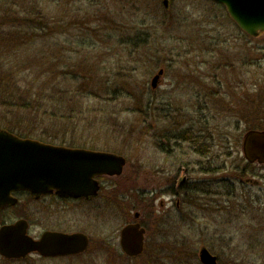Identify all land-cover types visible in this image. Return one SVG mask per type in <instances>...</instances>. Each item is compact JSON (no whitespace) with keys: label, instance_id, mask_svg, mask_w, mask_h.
I'll return each instance as SVG.
<instances>
[{"label":"rangeland","instance_id":"1","mask_svg":"<svg viewBox=\"0 0 264 264\" xmlns=\"http://www.w3.org/2000/svg\"><path fill=\"white\" fill-rule=\"evenodd\" d=\"M19 3L46 14L48 43L39 39L34 45H44L41 60L26 62L21 80L7 74L13 81H7L6 94L14 103L32 96L31 89L44 91L45 104L60 108L62 117L39 113L32 109L34 101L22 100L30 105L0 110V128L53 144L93 146L128 161L122 174L103 177L106 186L97 200L105 213L79 218V228L92 224L84 228L93 241L86 252L18 259L0 255V264H139L141 259L147 264H203V246L218 256L219 264H264V163L249 162L243 152L245 132L264 126V32L248 35L214 0H169V8L164 0ZM160 68L162 81L153 87ZM196 80L207 89L197 88ZM175 106L188 108L190 115L205 109L209 122L175 124ZM174 133L198 136V143L182 139L167 156L160 137ZM164 155L169 162H192L188 172L179 171V179L187 175L190 182L177 197L174 186L156 199V188L172 178ZM161 164L165 170L158 173ZM233 180L239 182L238 190ZM22 199L18 211L11 209L1 220L16 219L28 195ZM161 199L165 213L173 215L163 226L157 221ZM136 211L147 223L146 249L128 257L121 251L119 233ZM64 219V227L75 224L74 217Z\"/></svg>","mask_w":264,"mask_h":264},{"label":"water","instance_id":"2","mask_svg":"<svg viewBox=\"0 0 264 264\" xmlns=\"http://www.w3.org/2000/svg\"><path fill=\"white\" fill-rule=\"evenodd\" d=\"M214 1L224 4L232 19L247 34L257 36L264 32V0ZM164 3L169 7V0ZM160 73L155 75L153 87L157 86ZM243 152L249 162L264 163V129L252 128L245 132ZM125 163V157L116 153L48 144L0 128V196L3 202L12 190L46 193L56 188L62 194H95L99 186L93 180L94 175H120ZM27 227L26 220L2 226L0 254L21 258L39 251L43 255L59 256L84 252L89 245L84 233L47 231L40 240H34L27 234ZM144 234L145 228L138 223L124 226L120 238L123 252L129 256L140 255L144 249ZM199 255L203 264H219L218 256L207 247H202Z\"/></svg>","mask_w":264,"mask_h":264},{"label":"flooded vegetation","instance_id":"3","mask_svg":"<svg viewBox=\"0 0 264 264\" xmlns=\"http://www.w3.org/2000/svg\"><path fill=\"white\" fill-rule=\"evenodd\" d=\"M167 8H169V7H167ZM160 70H163V72L160 73ZM158 73H160V75H159L157 83L162 81L161 76L164 74V68H160ZM196 82H194V83H195V86L197 88H201L204 91L207 89V85L204 82L202 83L199 80H196ZM202 108H204V107H202ZM197 114H199V115H194V114L190 115L188 108L187 109H185V108L180 109V108L175 106V107H173V115H172L171 119H172V122L175 124H184V123H203V124H206L209 122V115H208V113L206 114L205 109L203 110L202 113L197 111ZM186 133L183 134L182 136H179L175 133L172 136L162 134L160 137L161 142L159 145L162 153L166 154L167 156L172 155L174 153V147H176L178 145V141H181L182 139L183 140L189 139L194 144L198 143V136L195 137L192 134L187 135ZM15 134L19 137H22V138H30V137L21 136V134H17V133H15ZM204 137H205V135H204ZM207 139L208 138H206V137H205V140L203 139L204 140L203 149H205V150L207 148H209V145L206 141ZM35 140H39L41 142L48 143V144H53L51 142H46V141L36 139V138H35ZM173 141H174V144L172 143ZM54 145L65 146V147L72 148V149H84V150H89V151L108 152V151L95 149V148H93V146H88V145L72 146V145H67V144H55V143H54ZM166 155H164V158L166 159V162H169L168 157ZM125 159H126V157H125ZM127 161L128 160L126 159L125 166L127 165ZM178 162L179 161L177 160V158H175V160H173V161H170L169 167H167L166 170L164 169L163 164H161L159 166L160 169L158 170V173L159 172L162 173L163 170H165L167 173L171 174L172 178L170 180V184L166 185L167 187L162 186V182H161L159 187L156 188V193H159V195L156 197V199L162 198V194L166 190V188H173L174 186L176 187L175 191H174V194L176 196L179 189L185 188L187 186V184L190 182V179L186 174H185L186 176H183V177H181V179H179V171L188 172L189 166L192 162H190L188 160H186L185 162H181V163H178ZM108 175L112 176L110 174H96V175H94L93 180H96L98 182L99 189L95 194H91V195L76 196V195H72V194H62V193L58 192V190L56 188H54L52 191L46 192V193H36L30 189H28V190H12L5 202H3L2 197L0 196V228L4 225L14 224L15 222H17L19 220H26L27 224H28L27 234L29 236H31L34 240H40L41 237L43 236V234L47 231L61 232V233H65V234L84 233L89 238L88 248L84 251V252H86L90 248V246L92 245L93 241H92L90 235L88 233H86V230L84 228H86V226L90 227V226H92V224L88 223V224H86V226H84V228H82V227L79 228L77 225H79V218H80V220H82L83 216H85L87 218L96 219L99 216H102V214L105 213V210H107V208L104 205L98 206V200L97 199L100 197V195L104 191V187L106 186V182L103 179V177L108 176ZM164 182H165V179H164ZM223 183H224V186H223L224 191L223 192L225 194H227L226 189H227V186H229V185L226 184V178L224 179ZM233 183L236 184V186L233 185L234 190H238L235 188L238 187L237 184H239V182L238 181L236 182L235 180H233ZM24 195H28V199L23 204L25 206H23L21 208V211L19 212L21 214L19 215L17 213L16 214L17 218L14 220L12 219L13 217L9 218L8 216L5 217V220H1V216L3 214L8 215V212L11 209L14 208L15 210L18 211V207H19L20 203L23 202L22 197ZM241 196L238 195V197H241ZM121 204H122V202H120V205ZM123 204L126 205V207H128L129 204H131V202H126V204L124 202ZM120 205H119V208H120ZM178 205H179V203H178V201H176L175 206L177 207ZM164 206H165V202L163 199H161V202L159 204V211H158L159 217H157V221H158V224L160 226H163V220H167V219L172 220V216H173L170 211H166V213H165ZM136 214H138V216H136ZM67 215L74 217V220H75V224H70L69 228L63 226L64 225L63 221H65L64 218ZM48 217L52 218V220L48 221L47 220ZM140 217H141V212L136 211L134 213L133 219L132 220L129 219L128 222L123 225V227L128 225V224L138 223V224H140L141 227L145 228L144 249H143V252L141 253V255H142L146 249V243H147V238H146L147 237V228H146L147 223L145 222L146 223L145 224L143 221H140ZM44 222H46V227H44ZM169 224L170 223H167L165 226L168 227ZM41 225L43 226L42 229H40ZM86 229H88V228H86ZM120 238H121V231L119 233V242H120ZM120 247H121V244H120ZM121 251H122V253H124L122 250V247H121ZM84 252L77 253V254L59 255V256H47V255L41 254L39 251H33V252H30L26 257L32 256L33 254H36L37 256L42 257V258H46V257H68V256L80 255V254H83ZM126 256H128V255L126 254ZM141 262H142V264H145V263L147 264V261L145 259H143Z\"/></svg>","mask_w":264,"mask_h":264},{"label":"trees","instance_id":"4","mask_svg":"<svg viewBox=\"0 0 264 264\" xmlns=\"http://www.w3.org/2000/svg\"><path fill=\"white\" fill-rule=\"evenodd\" d=\"M14 1L15 0L12 2H9V0H0V23H5L0 24V110H4V108H8L10 110L17 108L23 109L30 104L25 105L21 101L32 100L35 103V106L32 108L33 110H41L38 112L49 114L51 117H62L60 115V108L57 106H55L56 108H53L54 105L48 106L45 104L47 97L45 94H43L44 91L41 92L38 91L39 89L30 88L31 90H35L32 96L31 94L29 97L21 96L17 99L19 101H14V103L9 101L10 98L13 99L12 95L6 94L7 89L5 88L9 87L7 86V81H13L7 80V74H12L13 77L17 76L18 80H21V74L23 72L21 69L24 70L22 66H24L26 62L31 64L41 60V58L38 57V54H41L44 51L42 47L48 43V41L45 40V36H47L49 33V26L46 25L48 23H46V21L43 19L45 18L46 14L41 16L40 12L36 13V7L33 5L27 6L24 4V6H22L19 3L22 0H19V2ZM10 3L12 4L9 5ZM15 27L18 28L13 29ZM39 39L44 45L35 48L34 45ZM12 54L15 55L13 59L10 58V55ZM5 64H8V66H5ZM44 71L46 72V70ZM33 72H36V78L38 79H40L43 75V73L37 72V70H32L31 74ZM33 82L35 83L36 80ZM260 109L262 108L258 107V111H260ZM259 114H261V112ZM253 117H255L254 120L257 121L259 116ZM251 128L264 129V126L253 125L250 127V129ZM8 130L15 132L13 129ZM142 260L143 259L140 260L139 264H142ZM148 262L149 260H147V263Z\"/></svg>","mask_w":264,"mask_h":264}]
</instances>
